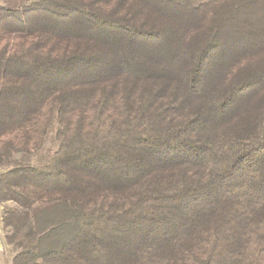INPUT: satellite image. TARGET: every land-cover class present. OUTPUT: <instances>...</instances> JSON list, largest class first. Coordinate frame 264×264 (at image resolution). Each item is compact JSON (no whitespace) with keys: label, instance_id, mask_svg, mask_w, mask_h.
<instances>
[{"label":"trees","instance_id":"1","mask_svg":"<svg viewBox=\"0 0 264 264\" xmlns=\"http://www.w3.org/2000/svg\"><path fill=\"white\" fill-rule=\"evenodd\" d=\"M15 1L12 264H264V0Z\"/></svg>","mask_w":264,"mask_h":264},{"label":"rangeland","instance_id":"2","mask_svg":"<svg viewBox=\"0 0 264 264\" xmlns=\"http://www.w3.org/2000/svg\"><path fill=\"white\" fill-rule=\"evenodd\" d=\"M0 5H7L10 7H14L17 5V1H15V0H0ZM2 162H3V160L0 162V172L7 168V165L2 163ZM13 205H14V203L12 201L0 202V219L2 216V211H3L4 206H13ZM43 216H44V212L40 211V217H43ZM0 240H2V243L4 244L3 248L5 249V252H4L5 262H6V264H12L13 247L7 241V238L5 236V233H4L2 225H1V221H0ZM47 240H49V239L47 238Z\"/></svg>","mask_w":264,"mask_h":264},{"label":"crops","instance_id":"3","mask_svg":"<svg viewBox=\"0 0 264 264\" xmlns=\"http://www.w3.org/2000/svg\"><path fill=\"white\" fill-rule=\"evenodd\" d=\"M4 244L2 243V240H0V264H6L5 259H4V252L5 249L3 248Z\"/></svg>","mask_w":264,"mask_h":264}]
</instances>
